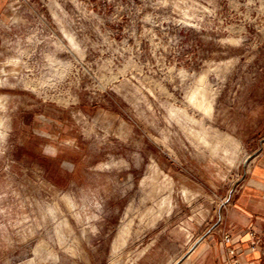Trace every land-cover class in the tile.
<instances>
[{
    "label": "rangeland",
    "instance_id": "obj_1",
    "mask_svg": "<svg viewBox=\"0 0 264 264\" xmlns=\"http://www.w3.org/2000/svg\"><path fill=\"white\" fill-rule=\"evenodd\" d=\"M254 201L264 0H0V264H234Z\"/></svg>",
    "mask_w": 264,
    "mask_h": 264
},
{
    "label": "crops",
    "instance_id": "obj_2",
    "mask_svg": "<svg viewBox=\"0 0 264 264\" xmlns=\"http://www.w3.org/2000/svg\"><path fill=\"white\" fill-rule=\"evenodd\" d=\"M236 208L233 215V224L235 225L236 232L235 244L239 250V264H264V257L260 251H251L248 244V234L246 227L254 226L257 223L264 221V201H254L250 203V208L244 211L241 206L235 205ZM252 218H255L254 221ZM203 248L200 250L199 255L201 264H232L230 256L226 253L223 243L213 244L208 238L206 241L200 243Z\"/></svg>",
    "mask_w": 264,
    "mask_h": 264
},
{
    "label": "built area",
    "instance_id": "obj_3",
    "mask_svg": "<svg viewBox=\"0 0 264 264\" xmlns=\"http://www.w3.org/2000/svg\"><path fill=\"white\" fill-rule=\"evenodd\" d=\"M226 239H227L226 240L227 241L226 243L229 244L231 242L230 237H226ZM231 253H232L233 256H236V251L235 250H231ZM234 264H239V260L236 257L234 258Z\"/></svg>",
    "mask_w": 264,
    "mask_h": 264
},
{
    "label": "bare ground",
    "instance_id": "obj_4",
    "mask_svg": "<svg viewBox=\"0 0 264 264\" xmlns=\"http://www.w3.org/2000/svg\"><path fill=\"white\" fill-rule=\"evenodd\" d=\"M196 95V94H195ZM195 97V96H194ZM193 98V97H192ZM227 135V134H226ZM233 142V141H232ZM231 160V159H230ZM235 162V161H234Z\"/></svg>",
    "mask_w": 264,
    "mask_h": 264
}]
</instances>
